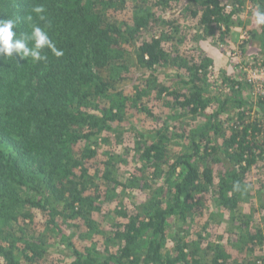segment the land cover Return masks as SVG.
Masks as SVG:
<instances>
[{"label":"trees","instance_id":"16d2710c","mask_svg":"<svg viewBox=\"0 0 264 264\" xmlns=\"http://www.w3.org/2000/svg\"><path fill=\"white\" fill-rule=\"evenodd\" d=\"M233 1L242 4V0ZM253 1L256 9L264 10V0ZM105 2L0 0V20L16 19L19 32L25 33L31 31L29 15L44 27L45 22L33 12L42 5L51 24L48 34L64 52L56 58L45 49L48 60L40 63L0 58V262L33 264L46 252L40 240L23 234L18 224L21 217L24 222L32 221V210H38L47 226L61 236L66 235L64 228L70 222L77 227L80 221L89 236L104 238L106 247L101 251L78 247L73 235L66 236L72 254L65 264H264V256L256 255V248L264 243L261 230L247 231L232 243L235 254L221 242H208L201 248L203 234L198 240L180 237L173 251L167 247L172 219L193 223L203 211L207 189L214 192L221 212L236 216L241 210L247 196V175L264 160V97L256 101L241 98L233 81L234 98L222 99L208 91L202 79L205 66L183 56L175 45L172 36L180 33L176 21L180 17L160 19L153 7L180 6L181 15L188 13L197 19L202 32L209 25L228 22L234 12H226L224 0H146L141 7L133 6L128 18L121 21L117 13L109 17L106 11L111 6L105 8ZM166 25L168 29L163 27ZM155 26L158 33L139 39L144 30ZM260 29L264 35V26ZM168 73L179 79L174 85H182L180 89L163 80ZM119 80L132 82L120 88ZM166 100L173 101L167 106L171 110L178 108L193 120L205 116L208 121L187 134L185 130L175 132L177 125L159 123L144 131L142 124L149 118L160 119L154 108ZM230 102L239 113L227 135L219 118ZM211 108L215 110L209 113ZM256 112L261 117L253 116ZM141 114L147 120H141ZM171 129L174 131L169 132ZM133 136L142 164L132 183L150 170L161 172L163 182L144 208L133 204L132 213V208H116L118 220L108 235L94 218L102 212L108 193L100 194L102 184L96 182L95 174L101 172L92 169V162L105 156L101 160L105 171L97 176L106 184L117 185L108 164L118 155L100 154V145L104 138ZM178 139L184 142H178L180 150L173 157L169 149ZM237 183L241 191L234 190ZM132 188L138 193L137 187ZM166 190L170 196L161 197ZM262 206L264 222V203ZM18 243L24 245L22 249ZM247 248L251 254L245 261Z\"/></svg>","mask_w":264,"mask_h":264},{"label":"rangeland","instance_id":"374dc122","mask_svg":"<svg viewBox=\"0 0 264 264\" xmlns=\"http://www.w3.org/2000/svg\"><path fill=\"white\" fill-rule=\"evenodd\" d=\"M105 1L108 2H105V8L111 6L109 10L106 11L109 17L117 13L116 18L121 21L124 18H128L127 13L132 12L133 6L141 7L144 2H146V0ZM224 4L227 5L226 12H234V14L228 19V22H218L209 25L204 32H202L198 20L191 18L188 13L181 15L182 9L180 6H176V4L160 9L153 7V12L156 13L158 15L156 17L160 19L170 20L171 18L174 19V17H180L179 20H176L177 23L180 24V33L173 34L172 36L175 45L181 50L183 56L189 60L194 59L198 64L205 66L202 70V79L208 91L214 95L216 94V96H222V99L234 98L233 91H231V81H233L235 83V90H240V94L238 95L241 98H252L256 101L260 97H264V35L261 33L260 27L254 23L252 17V12L256 7L253 0H242V4L239 5H236L233 0H224ZM115 8H118V10H114ZM156 26L159 25L156 24ZM156 26L153 30H144L142 34H140L139 39L150 38L153 34L158 33L159 28ZM163 27L168 29L169 25ZM173 30L174 28H171V31ZM163 80L172 88H174L173 86L178 89L182 87V85H174L179 79L172 73L165 75ZM250 80L255 81V83H250ZM131 82L132 80H124L122 82L119 80L118 86L123 88L129 86ZM246 83L250 86H246ZM239 84L243 85L242 88L239 87ZM131 93L134 94V91ZM170 102L172 103L173 101L166 100L159 102L154 110L160 115V119L155 122L149 118L148 121L142 124L145 130L143 128L141 129L144 131H147V129L152 130L157 128L156 125L159 123L161 125L167 124L173 126V128L177 125L179 130L175 129V132L179 131L180 134H183L185 130L187 134L192 128L202 126L204 122L208 121L205 116H198L193 120L191 115L185 113L181 114L182 111L178 108H172L171 110L167 107L171 104ZM213 105L216 106V104ZM212 110L214 111L215 109L211 108L208 112L210 113ZM254 111H256V109H254ZM238 113V107L235 106V103L230 102L220 116L219 125L221 126V130L227 135L231 127L235 124L237 119L236 115ZM168 115H172L178 122H174V119L171 117H169V119ZM253 116H260V114L256 112ZM141 120H147V116L141 114ZM261 122L264 126L263 117H261ZM172 131L174 130L171 129L169 132ZM261 139L264 142V130ZM135 142L134 136L130 138L123 137V139H119L118 137L115 139L104 138V141L101 142L100 148L102 147L103 152H100V154L112 152L118 155L113 159V163L108 164L110 176L118 181L117 185L110 184L109 181H107L108 184H106L104 180L97 176L99 174L102 175L105 171L104 169L106 167L103 166V161L101 162L102 158L105 156L101 159L98 158V160L95 158L92 162L94 165L92 169H97L96 171L102 173L95 174L96 182L98 181L99 184H102L100 194L105 195L106 192L108 193L106 201L103 204L104 208L102 212L99 214L95 213L94 218L100 228L108 235L112 234V225L118 220V217L114 214L116 208L119 210L125 208L129 210L132 208L130 213L134 212V205L138 207V209L144 208V206L150 202L154 192L157 189L159 190L160 183L163 182L161 172L150 170L142 175V179L136 180V182L134 181V184L132 183V177L135 175L136 168H140L142 164L140 157L136 155L134 149ZM178 142L184 141L178 139L169 149V154L173 157L175 153H178L180 150ZM164 169H167V166H165ZM156 172H158V175ZM132 187H137L138 193L135 190L133 191ZM204 193L202 199V205H204L203 211L201 215L197 216L193 223H190V221L185 222L184 219L180 217L172 219L167 245L170 251L174 250V245L180 237H187V240H198V236L203 234L209 241H204L205 238L203 237L204 239H201L199 242L202 244L201 248L205 249L206 246H208V242H212L214 245L221 242L220 244L229 247L227 248L229 252L232 251L235 254L237 250L234 249L231 244L238 242L239 240L237 239H241L240 237L243 234L246 235L247 231L249 232L251 230V232H257L261 230L264 234V222L262 220L263 212L261 210L264 203V160L260 164L254 166L252 171L247 175V196L246 200L241 203V210L237 213L238 216L228 211L221 212V209L214 199V192L212 190L207 189ZM164 196H170V191H164V195L161 197ZM167 197H165L166 200ZM24 212L26 211L24 210ZM31 213L33 215L32 221L29 222L28 220L24 222V218L21 217L18 224L21 225L23 234H29L32 236L31 238H35V240L39 239L43 247L46 248V252L33 264L67 263L70 260L72 250L66 245L68 244L65 241L67 238L66 236L73 235L75 244L84 249L89 248L103 251L106 247L104 238L101 235L91 234V236H89V231L83 222L78 221V223H76L79 227H76L74 223L70 222L68 226L64 228V233H66V235L62 234L63 236H61L47 226L46 218L40 211L32 210ZM197 214L198 211L196 212V215ZM232 216H235L237 219L235 218L236 220H234ZM207 224H210V226ZM188 230L189 234L187 235ZM18 246L22 249L24 245L18 243ZM207 252L209 255L211 254V252ZM246 252L248 256L247 254L245 255V261L248 260L251 254L249 248L246 249ZM18 253L21 259H23V254L20 249ZM256 255L264 256V243L258 245L256 248Z\"/></svg>","mask_w":264,"mask_h":264},{"label":"clouds","instance_id":"9594fccd","mask_svg":"<svg viewBox=\"0 0 264 264\" xmlns=\"http://www.w3.org/2000/svg\"><path fill=\"white\" fill-rule=\"evenodd\" d=\"M33 12L39 21L45 22L44 27H41L39 23H34L33 17L29 15L27 21L31 31L27 33L19 32L17 20L14 18L0 20V58L17 61L18 57L22 60H31L33 63L47 62L48 56L44 54L45 49L50 50L56 58L64 55L63 50L57 48L48 34L47 29L51 27V24L43 15L45 8L42 5L36 6ZM252 17L257 26H264V10L259 8L253 10ZM234 190L241 191V186L237 183L234 185Z\"/></svg>","mask_w":264,"mask_h":264},{"label":"built area","instance_id":"2783aa9c","mask_svg":"<svg viewBox=\"0 0 264 264\" xmlns=\"http://www.w3.org/2000/svg\"><path fill=\"white\" fill-rule=\"evenodd\" d=\"M250 81H253V80H250Z\"/></svg>","mask_w":264,"mask_h":264},{"label":"crops","instance_id":"0c3cea01","mask_svg":"<svg viewBox=\"0 0 264 264\" xmlns=\"http://www.w3.org/2000/svg\"><path fill=\"white\" fill-rule=\"evenodd\" d=\"M260 27V26H259ZM262 32V31H261Z\"/></svg>","mask_w":264,"mask_h":264}]
</instances>
